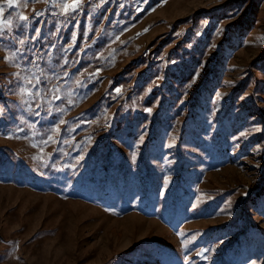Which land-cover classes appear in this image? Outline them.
<instances>
[{"label": "rangeland", "instance_id": "374dc122", "mask_svg": "<svg viewBox=\"0 0 264 264\" xmlns=\"http://www.w3.org/2000/svg\"><path fill=\"white\" fill-rule=\"evenodd\" d=\"M0 8V264H264V0Z\"/></svg>", "mask_w": 264, "mask_h": 264}, {"label": "snow or ice", "instance_id": "6c2138e0", "mask_svg": "<svg viewBox=\"0 0 264 264\" xmlns=\"http://www.w3.org/2000/svg\"><path fill=\"white\" fill-rule=\"evenodd\" d=\"M15 3H16V0H8L9 7H12ZM80 7H81V0H71V2H64V0H61L62 12L66 15L70 14L74 11H77L78 9H80ZM3 11H4V9L0 8V13H3ZM19 19L22 21H27L29 18L27 16L20 15ZM25 27H26V25H25ZM2 34H3V28H0V35H2ZM262 39H264V38H262ZM20 43H24V41L22 40V41H20ZM65 75H67V73H65ZM119 91L120 90L117 89L118 93H119ZM56 98L59 99L60 97L57 96ZM61 123H64V122L61 121ZM56 131H59V129H56ZM48 139H49V141H51L52 137L49 136ZM45 143H47V142H45Z\"/></svg>", "mask_w": 264, "mask_h": 264}, {"label": "trees", "instance_id": "16d2710c", "mask_svg": "<svg viewBox=\"0 0 264 264\" xmlns=\"http://www.w3.org/2000/svg\"><path fill=\"white\" fill-rule=\"evenodd\" d=\"M77 66V65H76ZM67 68H69V67H67ZM64 71V70H63Z\"/></svg>", "mask_w": 264, "mask_h": 264}]
</instances>
